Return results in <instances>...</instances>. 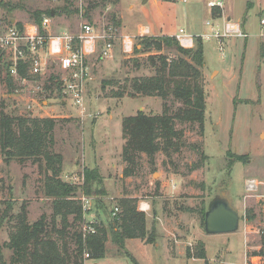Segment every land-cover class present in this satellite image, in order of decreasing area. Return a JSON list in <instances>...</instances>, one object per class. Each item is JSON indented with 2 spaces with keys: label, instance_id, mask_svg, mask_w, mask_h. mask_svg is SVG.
<instances>
[{
  "label": "rangeland",
  "instance_id": "rangeland-1",
  "mask_svg": "<svg viewBox=\"0 0 264 264\" xmlns=\"http://www.w3.org/2000/svg\"><path fill=\"white\" fill-rule=\"evenodd\" d=\"M2 1L16 3L20 0ZM158 1L157 6L156 0L145 3L143 0H117L116 3L101 0H27L23 2V8L9 11L0 5V35L15 27L14 21L23 26L34 23L29 12L38 9L54 13L50 20L51 34H76L80 24L88 22L96 33L114 36L111 59L100 57L103 48L101 40L97 43L96 52L90 56L91 79L83 90L84 114L80 113L79 107L72 105L68 94L58 92L56 86L48 83L50 74L60 79L68 77L49 57L47 72L42 78L34 76L25 82L14 79V89L10 91L2 63L12 56L1 48L0 53L4 56L0 59V113L56 120L53 150L62 156L63 180L81 186L85 167L98 170L104 190V195L98 198L106 208L98 213L94 197V206L84 217L86 222L93 216L97 223L99 219L106 221L111 205L122 197H133L137 198L139 211L140 201L149 203L148 214L144 212L146 228L149 231L153 227L155 237L165 236L171 252L176 251L175 246H178L184 257L189 250L190 258H194L196 246L207 245L204 261L180 262L166 259L163 247L156 248L137 239H127L125 249L117 250L108 239L106 256L89 259L84 255V264H238L244 246L247 251H244L242 264H264V256L250 255L261 247L264 202L259 196H247L250 192L244 187L246 179H255L260 185L254 195L264 194V31L257 37L259 19L264 17V0H223V8L218 9V14L225 12L231 22L242 21L243 24L245 20L247 37H226L220 44L214 38L201 39L206 106L204 126L202 130L197 128V124L178 125V128L183 129L187 144H197L205 157L201 158L200 151L187 145L164 165L162 162L167 159L160 152L155 156L154 166H150L143 156L136 176L126 180H121L119 176L121 167L113 166L122 164L119 157L124 143L122 118L135 115L138 111L147 115L160 114L163 101L159 97L148 96L113 97L112 93L122 90L126 78L152 74L145 66L138 69V60L142 63L147 56L157 53L173 55V51L163 49L159 52L153 47L147 53L123 52V37H131L136 44L142 24L161 27L166 33L164 35L178 33L182 28L185 34L195 38L205 32L210 34L206 25L209 21L217 24L220 33L224 32L218 19L211 17V8L207 5L209 0ZM256 1H259L258 5L254 3ZM95 2L97 5L93 6ZM213 14L216 16L217 12ZM117 21L119 25H116ZM33 55L31 53L28 58ZM36 55L43 57L44 53L39 50ZM60 87L62 90L63 81ZM140 107L144 109L138 110ZM194 164L200 166L190 169ZM165 171L179 175L170 176ZM43 178L37 164L31 160L22 163L12 159L6 163L0 151V211L4 208L3 200L10 199L13 214L24 206L28 222L38 220L43 214L49 221L51 199L43 194ZM159 178L161 181H156ZM166 179L169 180V187L174 182L178 188L172 191L167 184H162ZM120 181L125 192L121 191ZM221 191L226 192L239 214V228L232 233L207 235L201 212L206 211L209 201ZM75 192V198L79 200L83 195L80 188ZM249 209L252 211L248 212ZM9 219L0 229V243L6 259L11 254L5 245L13 224ZM157 242L160 243L159 240Z\"/></svg>",
  "mask_w": 264,
  "mask_h": 264
},
{
  "label": "trees",
  "instance_id": "trees-1",
  "mask_svg": "<svg viewBox=\"0 0 264 264\" xmlns=\"http://www.w3.org/2000/svg\"><path fill=\"white\" fill-rule=\"evenodd\" d=\"M9 3L0 0V5L9 10L23 8V2ZM116 3L117 0H101ZM95 2L93 6H96ZM30 16L41 28L43 16L51 17V10H33ZM19 32L23 24L12 22ZM120 22L117 21L116 25ZM78 46V41H75ZM153 47L157 51L168 49L173 55L157 53L149 55L144 62H139L138 69L145 66L152 71L147 76L126 78L122 90L112 93L113 97H159L163 101V111L156 115H147L138 111L135 115L125 116L121 120V133L124 143L121 149V160L124 163L122 177L136 176L142 166V158L150 166L155 165V156L162 153L170 163L173 154L178 153L186 145L195 151L200 148L195 143L184 139V131L178 125L197 124L203 129L205 120V91L202 69L204 67L203 45L200 37L194 38V45L182 47L174 36L143 35L137 36L133 51L147 53ZM0 53V59L3 58ZM30 61L18 62L17 71L20 77L32 78L29 75ZM10 63L3 61L2 71L5 81L12 91L13 78L9 74ZM50 85L56 86L61 92L58 76L50 74ZM178 106L175 107V104ZM175 107V108H174ZM174 108V109H173ZM56 120L52 118L27 117L0 113V151L4 161L12 159L20 162L31 160L37 164L43 174V194L51 199L52 213L50 220L43 214L34 222H28L24 206L13 214V202L3 200L4 208L0 211V229L6 220H12V228L8 242L5 244L11 250L6 259L0 243V264H84V255L89 259H101L106 256L108 239L117 250L125 249L127 239H139L145 244L155 243V230L146 228L145 213L137 209V198L122 197V200L111 205L107 211V220L99 219L94 224L95 232L85 237L81 232L82 209L77 200L75 190L86 196L95 197L97 212L105 210L103 202L98 198L104 195L101 188V177L96 168L83 169V184L76 186L61 178L63 169L62 156L53 150L54 128ZM202 154V155H201ZM201 158L205 156L200 151ZM241 160L242 157H239ZM200 164L190 166L196 169ZM118 211L115 212L114 208ZM252 211V210H248ZM205 210L201 212L204 223ZM99 218V217H98ZM249 218H251L249 216ZM248 218V219H249ZM261 247L250 255L264 256V227L261 229ZM126 252V251H125ZM127 253V252H126ZM192 255L187 250L186 257ZM193 257L206 259L203 245L198 244Z\"/></svg>",
  "mask_w": 264,
  "mask_h": 264
},
{
  "label": "built area",
  "instance_id": "built-area-1",
  "mask_svg": "<svg viewBox=\"0 0 264 264\" xmlns=\"http://www.w3.org/2000/svg\"><path fill=\"white\" fill-rule=\"evenodd\" d=\"M209 7H222V3L219 1L210 0L207 2ZM50 16H43L41 21V28L45 31V34L39 32V26L35 23H28L23 26V31L19 32L16 27L9 28L8 32L4 35H0V49H6L11 55V59L7 60L10 63L9 74L14 79H20L25 82L26 77H20L18 75L17 66L18 62L22 60L26 62L30 61L29 75L31 77L39 76L42 78L47 72L48 59L51 58L53 62L57 64L59 70H61L66 76L59 78V81H63V93L68 94L72 100V105L80 108V113L84 114L85 108L83 105V90L86 83L91 79L90 72L91 67L89 59L92 54L96 52L97 43L99 40L103 42L102 53L100 57L103 59H111L113 57V39L114 36L110 33L98 34L93 29L92 25L88 22H82L80 28L76 34H51L50 28ZM261 24H264V20H261ZM209 26L210 34L203 33L199 36L201 39L214 38L220 44L221 40L226 37H245L246 34L242 31L240 25L236 22L224 21L223 33H220V29L209 21L206 22ZM149 28L142 27L138 36L149 35ZM146 33V34H143ZM178 43L182 47H191L194 37L185 34L183 29H179L178 33L173 35ZM75 41H78V46H75ZM123 52H131L134 48L132 38L129 36L123 37L121 42ZM42 51L44 56H37L38 51ZM34 54L30 58V54ZM259 182L255 179H246L244 187L247 192H250L247 196H255L262 198L264 202V194L254 195L259 188ZM94 197L82 195L79 197V202L82 209V222L81 232L85 237L87 234L95 232L94 224L97 220L93 216L88 222L84 220L85 215L91 211V207L94 206ZM264 209V205H263ZM114 211L117 212L118 208L115 207ZM86 257L88 256L85 254Z\"/></svg>",
  "mask_w": 264,
  "mask_h": 264
},
{
  "label": "crops",
  "instance_id": "crops-1",
  "mask_svg": "<svg viewBox=\"0 0 264 264\" xmlns=\"http://www.w3.org/2000/svg\"><path fill=\"white\" fill-rule=\"evenodd\" d=\"M210 1V0H209ZM214 1V0H213ZM217 1H219V2H221L222 3V7H210L211 8V17L213 18V19H218V23H221V26L223 27V23H224V21H230V16L228 15V14H225V12H223L222 13V15H220V14H218V9H221V8H223V6H224V2H223V0H217ZM257 2H259V1H256V2H254L256 5H258V3ZM250 3H253V2H250ZM156 5L158 6L159 5V1L158 0H156ZM252 7V6H251ZM254 7V6H253ZM214 12H217V15L215 16L213 13ZM51 19H53V17H51ZM261 20H264V17L263 16H261L260 17V19H259V23H260V29H259V33L257 34V37L258 36H260V33L262 34L263 33V31H264V24H261ZM207 22V21H206ZM236 23H238L239 25H240V27H241V29H242V31L246 34V36L245 37H247V33L245 32V30H244V27H245V25H246V22H245V20H244V22H243V24H242V21H239V22H237V21H235ZM28 24V23H27ZM26 24H24V26H25ZM143 25V24H142ZM142 25H140L141 27H148L149 28V30H150V32H149V34H151V35H164V34H166V33H163L162 32V28L160 27V28H154V27H152L151 25H148V24H144V26H142ZM217 28H219L218 26H217V24H214ZM139 26V25H138ZM139 26V27H140ZM138 27V28H139ZM180 29H182V28H180ZM57 34V33H56ZM174 34H176V33H169V34H167V35H170V36H173ZM239 38H243V37H239ZM225 39V38H224ZM194 45V40L192 41V45H191V47ZM148 98V97H147ZM144 108L143 107H140L138 110H143ZM120 157V156H119ZM120 159H121V157H120ZM93 165L95 166V163H93ZM96 165H97V163H96ZM113 165V164H112ZM113 166H115V168H119V167H121V172H120V178H121V180L122 179H127V178H123L122 177V169H123V167H124V163L122 162V164L120 163L119 165H116V164H114ZM166 173H169L170 174V176H176V175H179L178 173H175V172H173V171H165ZM161 178H159L158 180H156V181H161L160 180ZM170 179H172L173 180V178L171 177ZM105 180V179H104ZM124 180V181H125ZM121 182V191L123 192V190H124V187H123V184H122V181H120ZM162 184H167L168 185V188L169 189H172V191H174V190H176L178 187H177V185H176V183H172L171 184V187H169V180H165V181H163L162 182ZM164 185H162V186H164ZM124 192H125V190H124ZM126 196L128 195V193H126L125 194ZM231 201V200H230ZM141 211H143V212H145V213H147V211H149L150 210V205H149V203L148 202H146V201H140L139 202V207H138ZM148 214V213H147ZM96 217H98L97 216V214H96ZM153 217H156L154 214H153ZM207 235H214V234H207ZM137 240H139V239H137ZM157 240H159L160 241V243L159 242H157ZM140 241V240H139ZM141 242V241H140ZM157 242V243H156ZM143 243V242H142ZM152 246L154 245L156 248H158V247H163V250H164V257L166 258V259H173V260H178V261H180V262H185L186 260H203L204 261V259H198V258H188V257H184V255L182 254V250H180V248L178 247V246H175L176 247V251H174V252H171L169 249H168V247H167V240H166V237L164 236V237H157V235H156V239H155V243L154 244H151ZM205 248V254L207 253V251H206V247H207V245L205 244V246H204ZM226 250L228 251V252H230L229 251V247L228 246H226ZM246 250V248H245V246H244V249H243V252H242V254H241V259H240V262L238 263V264H242V261H243V257H244V251ZM247 251V250H246ZM206 258H207V255H206ZM225 262V261H224ZM150 264V263H149ZM151 264H153V263H151Z\"/></svg>",
  "mask_w": 264,
  "mask_h": 264
},
{
  "label": "water",
  "instance_id": "water-1",
  "mask_svg": "<svg viewBox=\"0 0 264 264\" xmlns=\"http://www.w3.org/2000/svg\"><path fill=\"white\" fill-rule=\"evenodd\" d=\"M147 0H143L145 3ZM54 13L51 11V16ZM239 214L232 206L225 191H221L208 203L204 214V231L207 234L232 233L239 228Z\"/></svg>",
  "mask_w": 264,
  "mask_h": 264
}]
</instances>
